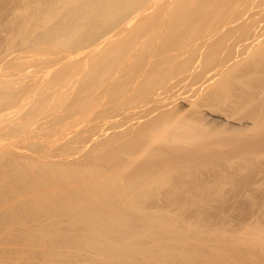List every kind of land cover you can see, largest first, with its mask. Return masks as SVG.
Returning <instances> with one entry per match:
<instances>
[{
  "label": "bare ground",
  "instance_id": "6f19581e",
  "mask_svg": "<svg viewBox=\"0 0 264 264\" xmlns=\"http://www.w3.org/2000/svg\"><path fill=\"white\" fill-rule=\"evenodd\" d=\"M262 183L264 0H0V233L26 256L264 264V212L215 201Z\"/></svg>",
  "mask_w": 264,
  "mask_h": 264
},
{
  "label": "rangeland",
  "instance_id": "374dc122",
  "mask_svg": "<svg viewBox=\"0 0 264 264\" xmlns=\"http://www.w3.org/2000/svg\"><path fill=\"white\" fill-rule=\"evenodd\" d=\"M263 185H264L263 183H262V186H259V185H258L259 187H258L257 185H255V186L251 185V186H250V189H252V190H251L252 192H254V190H256V191L258 190V191H257V192L255 191V192H254L255 194L252 193V194H250L249 196H244V198H242L243 195H241V197L239 196V198H237L238 196L233 198V197L230 195V196H229V199H226V197L224 196V197H225L224 199H223V197H222L223 200H221V198H220V199H215V201L218 200V204H219V201H220L221 204H219V206L228 207V208H229V206H230V208L232 209V211H233V212L235 211V214H239L240 212H244V211H245L246 213H250V212H254L253 210H255V209H256L257 212H259V213H260V211H258V209H260V210L262 211L261 213H263V212H264V204H263V203H264V202H263V201H264V193H263V195H262V192H264V186H263ZM259 188H260V189L262 188L261 191H259ZM259 192H261V193H260V195L258 196ZM227 196H228V195H227ZM256 196H257V197H256ZM251 197H252V198H251ZM254 197H255V198H254ZM262 197H263V198H262ZM218 198H219V197H218ZM227 198H228V197H227ZM240 198H241V199H240ZM261 198H262L263 200H262ZM232 199H233V200H232ZM234 199H235V200L237 199L238 201H237V200L235 201ZM224 200H225V201L227 200L228 202H227V201L225 202ZM231 200L234 201V202H232ZM259 200L261 201L262 204L260 203ZM223 201H224V204H222ZM245 201H246V202H245ZM216 202H217V201H216ZM216 202L213 201V203H216ZM229 202H230V203H229ZM235 202H236V204H234ZM238 202H240V204H242V205L238 204ZM250 202H251V203H250ZM213 203H212V204H213ZM228 203H229V204H228ZM216 204H217V203H216ZM216 204H213V205H216ZM227 204H228V205H227ZM232 204H233V205H232ZM243 204H244V205H243ZM247 204H248V205H247ZM249 204H250V205H249ZM257 204H258V205H257ZM231 205H232V206H231ZM251 205H252V206H251ZM260 205H261V206H260ZM262 205H263V206H262ZM216 206H218V205H216ZM234 206H237L238 208H237V207H234ZM247 206H248V207H247ZM232 207H234V208H232ZM239 207H241V209H239ZM260 207H262V208H260ZM236 208H237V209H236ZM242 208H246V209H248V210L250 209V210H249L250 212H249L248 210H245V209L242 210ZM237 210L239 211V213H237V212H238ZM256 210H255V212H256ZM174 218H177V217H174ZM12 232H13V231H12ZM14 232H15V231H14ZM7 233H8V232H7ZM7 233H6V234H7ZM15 233H17V231H16ZM15 233L10 234V232H9V234H10L11 236H14V237H12V238H14V239L11 238L12 241H10V238H9L10 236H8L9 234L6 235L5 232H1V233H0V239L3 238L2 240H4V238L6 237V239H7V240L9 239V241H10V242H8L7 240H6L7 242L2 241V243H0V246L3 245L4 243H5V246H6V243H7L8 246L11 245L10 247L6 246L5 251H4L5 246H2V247L0 248V249H2V248L4 247L3 250H0V255H1V256H0V264H42V263L45 264V263H44L45 261H46V263H51L52 260H51V261H47V260L41 261V257H40L39 255H37V256H35V257L32 258V257H30V254H28V255H27L28 258H25V256H26V254H27L28 251L31 252V251H34V250L38 249V248H36V246H37V245H38V247L40 246V245L38 244L40 241H39V242H38V241H35V243L38 242L37 244H35V243L32 244L33 242L30 243V242L28 241V242L30 243V244H29V243H27V240H26V239L29 238V233H30V232H28V234H27V232H25V233H24V232H21V235H20V236H18L19 233H17V234H15ZM1 234H3L4 237H1ZM14 234H15V235H14ZM23 234H26V235H24L25 237L23 236ZM31 234L34 235V233H31ZM3 235H2V236H3ZM16 235H17V238H18V239H16V237H15ZM27 235H28V236H27ZM7 236H8V238H7ZM22 236H23L25 239H24ZM15 239H16V240H15ZM19 239H20V241H17V240H19ZM23 239H24V240H23ZM238 240H239V239H238ZM240 240H241V239H240ZM0 241H1V240H0ZM13 241H14V242L17 241V242L19 243V246H18L17 242H15V243H16V246L13 247V243H14ZM22 241H23V242H22ZM24 241H26V242H24ZM241 241H242V240H241ZM243 241H245V240H243ZM12 242H13V243H12ZM245 242H246V241H245ZM15 243H14V245H15ZM21 243H24V246H23ZM31 244H32V245H31ZM40 244L42 245V243H40ZM243 244H244V243H243ZM246 244H247V242H246ZM21 245H22V246H21ZM26 245H27V246H26ZM17 246H18L19 248H20V246H21V248L18 250V247H17ZM28 246H31V247H28ZM33 246L35 247V249H34ZM7 247H8L9 250H10V249H11V250H15L16 247H17V250L19 251V254L23 252V254H20V255H19V256H21L22 258L20 257V258L18 259V257H17V256H18V251H17V250H16V253H17V254H16V253H13V252H14V251H13V252H11V255H10V251H11V250L9 251V250L7 249ZM12 247H13L14 249H13ZM22 247H23V249H22ZM25 247H27V248H25ZM40 247H41V246H40ZM40 247H39V249L41 250L42 248H40ZM258 247H259V246H257V248H258ZM29 248H30V250H27L26 254H24V253H25V249H29ZM31 248H32V249H31ZM249 248H252V247H249ZM259 248H260V247H259ZM259 248H258V249H259ZM21 249H22V250H21ZM33 249H34V250H33ZM39 249H38V250H39ZM69 249H70V248H69ZM20 250H21L22 252H20ZM38 250H36V251L39 252ZM3 251H4V254H5L6 256H7V254H8L9 257L6 258L5 255L2 254ZM7 251H8V253L6 254ZM67 251H69V250L67 249ZM70 251L74 252L75 250L71 248ZM12 253H13V254H12ZM3 255H4V256H3ZM14 255H15V256H14ZM16 255H17V256H16ZM2 256H3V257H2ZM12 256H13L14 259L12 258ZM27 256H26V257H27ZM38 256L40 257V259L38 258V260H36ZM4 257H5L6 259H5ZM16 257H17V258H16ZM23 258H24V260H23ZM34 258H36V259H34ZM42 258H43V257H42ZM32 259H34V260H32ZM35 260H36V262H35ZM65 260H66V262H63V261H62V263H64V264L67 263V264H68V262L72 261L73 264H75L74 262H76V261L69 260V259H65ZM65 260H64V261H65ZM68 260H69V261H68ZM6 261H7L8 263H7ZM40 261H41L42 263H41ZM67 261H68V262H67ZM3 262H4V263H3ZM52 262H54V261H52ZM60 262H61V261H59L58 263H59V264H62V263H60ZM78 262H79V261H77V264H81V262H80V263H78ZM134 262H135V261H134ZM140 262H142V261H140ZM140 262H139V260H138V263H140ZM54 263H55V262H54ZM54 263H53V264H54ZM58 263H56V264H58ZM51 264H52V263H51ZM70 264H71V263H70ZM132 264H133V263H132Z\"/></svg>",
  "mask_w": 264,
  "mask_h": 264
}]
</instances>
